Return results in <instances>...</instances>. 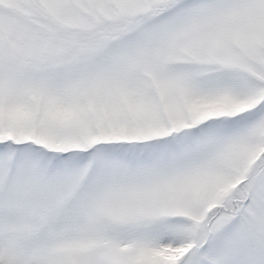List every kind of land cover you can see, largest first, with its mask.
Masks as SVG:
<instances>
[{
  "label": "snow or ice",
  "instance_id": "obj_1",
  "mask_svg": "<svg viewBox=\"0 0 264 264\" xmlns=\"http://www.w3.org/2000/svg\"><path fill=\"white\" fill-rule=\"evenodd\" d=\"M0 264H264V0H0Z\"/></svg>",
  "mask_w": 264,
  "mask_h": 264
}]
</instances>
